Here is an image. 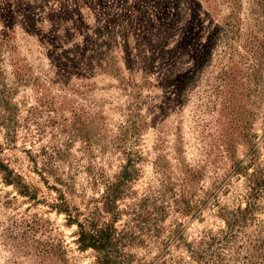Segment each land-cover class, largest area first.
Segmentation results:
<instances>
[{
	"label": "rangeland",
	"instance_id": "rangeland-1",
	"mask_svg": "<svg viewBox=\"0 0 264 264\" xmlns=\"http://www.w3.org/2000/svg\"><path fill=\"white\" fill-rule=\"evenodd\" d=\"M179 2L182 8L187 7L188 0ZM210 2L217 5L219 15L227 12L225 0ZM239 2V24L232 36L231 50L217 45L186 95L177 98L167 82L187 66L184 59L174 63L169 57L156 61L154 69L145 74L147 81H143L147 50L151 49V42H159L164 35L160 14L149 17L146 30L139 21L132 22L129 28L121 22L110 29V39L117 42L114 54L119 58V72L85 69V75L78 77L57 70V55L77 41L69 21L75 17L82 21V0H0V16L7 15L13 24L12 56L27 79L26 84L16 85L10 98L17 108L15 134L9 140L0 127V156L36 194L29 199L0 180V264H60L57 240L64 247L62 264H95L92 250L77 249L76 226L67 224L64 215L49 206L56 196L51 189L52 176L57 174L58 167L59 172L72 178L74 203L82 208L79 193L86 199L97 196L102 188L100 183L90 184L88 172L102 169L113 174L123 158L121 149L126 146L139 155L135 160L139 172L132 182V193L125 200L129 203L144 194L160 192L166 203L159 225L163 234L171 236L164 244L153 233H143V242L132 247V252L145 261L159 255L164 264H197L188 245L203 234L219 232L224 227L221 214L244 205V177L230 168L232 162L224 148L225 133L230 130L232 135L241 134L235 136L233 154L242 164L247 161L248 150L241 140L248 136L255 148L254 161L264 163V0ZM60 4L63 6L58 8ZM200 5L205 9V3ZM170 9L169 5L162 8ZM204 19L205 25L212 22L215 26L216 20ZM84 23L89 25V19ZM6 25L9 26L0 22V32L9 31ZM121 26L130 30L127 53L121 46ZM224 50L230 53L227 57ZM1 56L2 81L12 85L9 52H2ZM123 56L131 60L132 80L128 82L125 78L130 70L123 64ZM91 62L99 63L94 59ZM228 62L239 95L232 108H223L218 74ZM129 92H133L131 97ZM133 98L139 100V112L146 125L136 138L129 136L120 142L118 127L123 124ZM173 146L180 149L183 162L200 171L196 189L189 197L195 206L190 214L183 212V203H173V197L180 195L176 180L180 176L179 162ZM57 147L66 149L64 160L52 156ZM159 155L163 156L160 160ZM47 162L56 171L50 173L52 176L44 174L45 183L40 168ZM159 163L167 166L170 186L157 170ZM161 182L168 188L162 187ZM260 202H264V194ZM126 218L123 215L120 222ZM262 228L264 204L254 211L252 222L243 231L255 238Z\"/></svg>",
	"mask_w": 264,
	"mask_h": 264
},
{
	"label": "trees",
	"instance_id": "trees-1",
	"mask_svg": "<svg viewBox=\"0 0 264 264\" xmlns=\"http://www.w3.org/2000/svg\"><path fill=\"white\" fill-rule=\"evenodd\" d=\"M119 1L121 0H82L84 9L82 21L77 17L69 21L72 22L70 26L73 27L71 33L74 34L77 41H74L73 45L63 48L62 52L57 55V70L61 69L78 77L85 75V69L90 71L99 69L102 72L113 74L119 72L117 65L119 58L114 54L117 42L110 39V29L121 22L129 28L132 22L139 21L146 30L149 17L157 16V14L161 15L164 35L162 39H159V42H151V49L147 50L148 56L144 59L143 64L147 70H143L142 74L144 82L147 81L145 74L154 69L152 67H155L156 61L169 57V61L174 63L184 59L187 66L182 71L175 73L174 78L172 77L167 82L172 85L171 92L177 98L184 97L199 72L210 60L211 51L217 45H224L227 50H231L232 36H235L239 24L238 11H236V7L240 3L239 0H225L227 12L221 15L218 13L217 5L212 4L210 0H188L185 8L180 6V0H167L165 4L164 0H152V3H149V0H128L123 4ZM201 3L206 4L205 9L201 8ZM168 5L171 9L163 11L162 8ZM62 6L60 4L58 8ZM206 17L216 20L215 26L212 22L205 25L204 18ZM85 19H89V25L84 23ZM23 21L24 16H21V22ZM0 22L9 25H6L9 31L0 32V61L2 52H9V62L14 78L13 84L7 85L2 81L3 71L0 69V107L1 105L4 107L0 109V127L11 140L15 134L13 129L17 122L15 119L17 108L10 98L17 87L16 85L26 84L27 79L23 69L16 64V58L12 56L15 51L12 41V20L7 15H2ZM210 26L212 28L206 30ZM120 28L123 29L120 35L121 46L127 53L130 30L126 31L122 26ZM89 46L91 49H88ZM224 53L226 57L230 54L225 50ZM92 59L99 63L94 65L91 62ZM122 61L130 70L131 60H127L123 56ZM230 62H228L229 65L221 67L218 74L217 87H219V93L223 98V108H229V106L232 108V103L239 95V92H236L235 75ZM112 67L114 68L112 69ZM125 79L127 82L132 80L131 70ZM132 94L133 92H129L130 97ZM138 105V98L137 100L133 98L129 102L124 122L118 127L120 135L117 137L118 141L124 142L129 136L136 138L145 127L146 122L142 120ZM226 135L227 140L224 142V148L232 162L230 168L232 172L244 177V205L224 211L221 214L224 227L217 233L203 234L197 240L194 239L193 245H188L189 253L197 264H229L230 262L234 264H264V228L260 229L262 231H258L255 238L243 231L244 227L252 222L254 211L259 209L260 204H264V202H260V198L264 194V163L254 161L255 148H253L252 138L248 136V139L241 140L248 150L247 161L242 164L241 160L236 159L233 154L235 136L241 137V134L234 132L232 135V131L229 130L225 133ZM65 150L64 147H57V150L52 152V156L64 160ZM173 151L179 162L177 165H179L180 174L176 179L179 181L180 195L178 198L173 197V203H183V212L190 214L194 211L195 206L189 197L196 189L194 185L200 178V171L183 162L180 149L177 146H173ZM121 153L123 158L113 174L108 175L102 169L87 171L90 174V184L100 183L102 188L97 196H88L86 199L83 194L79 193L78 197L81 200L82 208L74 203L75 191L72 178L68 174L65 176L59 172L58 167L57 174L52 176L50 173L56 171V168L47 162V165L40 168V176L43 181L47 180L44 174H50L53 177L54 184L51 185V189L56 192V196L49 206L56 209L58 213H62L67 224L76 226V238L74 239L76 247L81 251L92 250L95 264H164L159 255L145 261L137 258L132 252V247L143 242V233H153L154 237L160 239L158 242L164 244L169 242L171 236L170 233L163 234L159 225L163 217L161 211L164 210V203H166L162 200L160 192L157 195L144 194L129 203L126 202L125 199L132 193V182L138 176L139 169L135 160L139 155L136 150L133 151L132 147L127 146L122 147ZM161 157L163 156H157L159 160ZM165 167L167 166L157 164V170L163 176V181L170 186ZM0 180L3 184L15 188L18 194L29 199L36 195L34 188L29 186L19 173L11 169L1 156ZM161 186L168 188L162 182ZM123 215H126L127 218L120 222ZM58 260L60 264L64 262V247L61 240H57Z\"/></svg>",
	"mask_w": 264,
	"mask_h": 264
}]
</instances>
